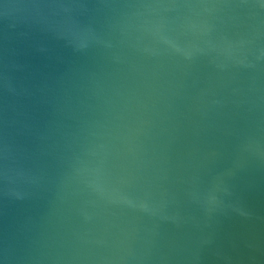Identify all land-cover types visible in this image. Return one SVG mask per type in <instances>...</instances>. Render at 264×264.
<instances>
[{
  "label": "water",
  "instance_id": "1",
  "mask_svg": "<svg viewBox=\"0 0 264 264\" xmlns=\"http://www.w3.org/2000/svg\"><path fill=\"white\" fill-rule=\"evenodd\" d=\"M0 264H264V0H0Z\"/></svg>",
  "mask_w": 264,
  "mask_h": 264
}]
</instances>
